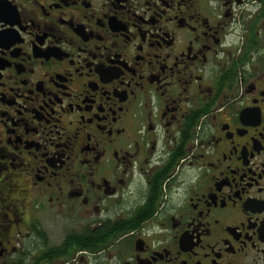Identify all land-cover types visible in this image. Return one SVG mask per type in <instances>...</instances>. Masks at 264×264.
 <instances>
[{"label": "flooded vegetation", "instance_id": "obj_1", "mask_svg": "<svg viewBox=\"0 0 264 264\" xmlns=\"http://www.w3.org/2000/svg\"><path fill=\"white\" fill-rule=\"evenodd\" d=\"M0 264H264V0H0Z\"/></svg>", "mask_w": 264, "mask_h": 264}]
</instances>
